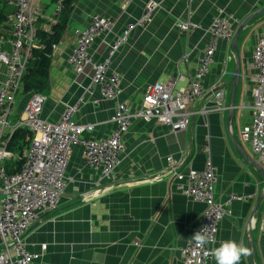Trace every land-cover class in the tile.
I'll list each match as a JSON object with an SVG mask.
<instances>
[{"label":"crops","instance_id":"1","mask_svg":"<svg viewBox=\"0 0 264 264\" xmlns=\"http://www.w3.org/2000/svg\"><path fill=\"white\" fill-rule=\"evenodd\" d=\"M2 1L7 14L0 24V38L2 47L9 49L10 16L15 8L10 0ZM146 1L74 3L66 28L50 54L48 82L41 91L46 96L43 118L57 120L67 104L82 96L74 119L93 124V130L83 137H105L112 129L108 119L116 102H126L134 109L152 82L174 78L175 87L188 83L209 43L207 27L217 8L230 19L234 33L243 20L264 6V0H155L159 6L150 23L133 29L112 58L110 70L120 76L121 93L113 100L102 99L98 86L89 88L90 72L76 75L66 62L74 43L72 31L87 25L93 13L114 22L112 31L97 38L89 49L100 60L113 37L127 22L140 16ZM57 3L59 0H37L39 28L49 30L47 17L53 16ZM187 18L200 24V28L177 29L174 22ZM263 35L264 12L250 19L241 30L237 38L238 63L231 43L229 46L218 41L202 85L205 89L223 88L222 111L195 113L187 127L176 132L155 120L133 119L123 135L122 161L111 185L101 180L97 168L84 164L82 146H73L66 170L68 184L58 207L35 222L25 235L26 248L40 253V264H180V249L198 226L204 205L183 195L176 180H171L165 168L167 156L188 162L198 170L210 157L216 173L215 199L224 204L231 194L247 196L225 205L229 212L220 222L218 238L237 240L246 247L251 241L252 261L248 255L241 258L240 264H264V181L257 169L263 167L239 133L251 122L247 104L251 101L255 72L250 54L255 40ZM236 67L239 78L231 105ZM4 73V67H0V82ZM29 94L17 93L12 122L21 115ZM210 99L211 95L206 94L191 108L211 106ZM230 110L233 114L227 122ZM255 202L258 203L252 214ZM211 264H215L214 258Z\"/></svg>","mask_w":264,"mask_h":264},{"label":"built area","instance_id":"2","mask_svg":"<svg viewBox=\"0 0 264 264\" xmlns=\"http://www.w3.org/2000/svg\"><path fill=\"white\" fill-rule=\"evenodd\" d=\"M10 3L15 10L10 16L9 49L2 47L0 38V67L5 70L0 82V264H40L37 261L40 253L30 252L26 248L25 235L35 222L58 207L68 184L66 170L73 146H82L84 164L97 168L101 180L111 185L115 180V170L122 161L123 135L133 119L155 120L176 132L185 129L189 118L195 113L203 115L222 111L225 108L223 88L211 86L205 89L202 80L213 61L218 41L223 40L230 46L233 30L230 19L222 9L217 8L207 27L209 43L185 86L175 87L174 78L152 82L134 109L123 101L115 103L108 119L112 129L105 137L85 138L83 134L91 132L93 124L78 123L74 119L82 96L73 104H67L60 117L51 121L42 117L46 96L32 91L23 104L21 115L12 122L10 117L16 103L15 96L21 91V77L33 47L39 9L37 0H10ZM158 6L157 1L147 0L140 16L127 22L121 32L113 37L100 60H96L89 49L97 38L112 31L114 22L109 17L93 13L87 25L73 29L74 43L66 62L76 75L90 72L89 88L98 86L102 99L113 100L121 93L120 76L117 71L110 70L112 58L118 48L127 42L133 29L144 28L150 23ZM60 7V3H57L53 16L47 17L48 24L56 20ZM174 23L180 31L200 28V24L189 18L177 19ZM250 57L255 72L251 101L247 104L251 122L239 133L264 169V35L255 40ZM206 94L211 95V106L202 104L192 109L194 102ZM18 127L29 129L32 137L23 153L19 171L7 174L3 161L11 153L5 148L4 135ZM165 168L171 180H176L183 195L204 205L198 226L180 249V264H211L213 257L210 254L206 256L205 252L210 253L211 248L221 241L218 238L219 225L229 212L225 205L235 200H245L247 196L231 194L224 204L215 199L216 173L210 157L198 170L188 162L167 156ZM198 231L210 236L213 243L197 245L193 235ZM44 248L42 244L41 249Z\"/></svg>","mask_w":264,"mask_h":264},{"label":"trees","instance_id":"3","mask_svg":"<svg viewBox=\"0 0 264 264\" xmlns=\"http://www.w3.org/2000/svg\"><path fill=\"white\" fill-rule=\"evenodd\" d=\"M77 1L59 0L60 12L57 19L50 24L49 30L39 28V23L36 20L33 47L21 77L22 92H41L46 87L52 45L60 40L73 5ZM5 6L0 0V24L6 19ZM31 137V131L24 127H18L4 135L5 148L11 153V156L3 161V167L7 174L19 171L23 162V151L28 148Z\"/></svg>","mask_w":264,"mask_h":264},{"label":"clouds","instance_id":"4","mask_svg":"<svg viewBox=\"0 0 264 264\" xmlns=\"http://www.w3.org/2000/svg\"><path fill=\"white\" fill-rule=\"evenodd\" d=\"M193 238L197 245L213 243L210 236L200 231ZM209 254L214 258L215 264H240L241 258L250 254V249L237 240L228 239L220 241L218 246L211 248L210 253L205 252L206 256Z\"/></svg>","mask_w":264,"mask_h":264},{"label":"water","instance_id":"5","mask_svg":"<svg viewBox=\"0 0 264 264\" xmlns=\"http://www.w3.org/2000/svg\"><path fill=\"white\" fill-rule=\"evenodd\" d=\"M263 12H264V6H263V8H261L260 10L254 12L253 14H251L250 16H248L245 20H243V22L239 25V27L234 31V33H233V37H232V40H231V46H232V48H233V53H234V58H235V60H236V63L239 62V61H238V50H237V38H238V36H239L241 30L244 28V26L248 23V21H249L250 19H252V18H254V17L260 15V14L263 13ZM238 78H239V67H236L235 77H234V84H233L232 93H231V99H230V100H231V101H230L231 105H233L234 89H235V86H236V84H237V82H238ZM232 114H233V111L230 110V111H229V114H228L227 122L231 121ZM226 124H227V123H226ZM234 143L236 144L237 149H238L240 152H242V154H243V151H242L241 147L239 146V144H237L235 141H234ZM256 167H257V166H256ZM257 169H258V171L260 172V174H261V176H262V179H263V181H264V170H263V168L257 167ZM263 194H264V192H263ZM263 194L260 196V198L263 196ZM257 203H258V202H255V204H254V208H253V210H252V214H253V212H254V210H255V207H256ZM249 233H250V232H249ZM251 245H252V242L250 241V242H249V246H248L249 249L251 248ZM249 260H250V262L252 261L251 250H250V254H249Z\"/></svg>","mask_w":264,"mask_h":264},{"label":"rangeland","instance_id":"6","mask_svg":"<svg viewBox=\"0 0 264 264\" xmlns=\"http://www.w3.org/2000/svg\"><path fill=\"white\" fill-rule=\"evenodd\" d=\"M17 96H18V95L16 94V96H15V100L17 99Z\"/></svg>","mask_w":264,"mask_h":264},{"label":"bare ground","instance_id":"7","mask_svg":"<svg viewBox=\"0 0 264 264\" xmlns=\"http://www.w3.org/2000/svg\"><path fill=\"white\" fill-rule=\"evenodd\" d=\"M254 45V44H253ZM253 47V46H252ZM250 103V102H249Z\"/></svg>","mask_w":264,"mask_h":264}]
</instances>
